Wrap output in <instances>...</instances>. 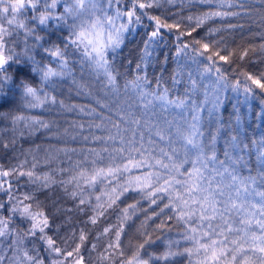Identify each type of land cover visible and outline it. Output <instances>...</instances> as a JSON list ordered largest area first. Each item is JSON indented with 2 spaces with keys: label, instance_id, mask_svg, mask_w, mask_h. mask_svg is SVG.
I'll return each instance as SVG.
<instances>
[{
  "label": "snow or ice",
  "instance_id": "1",
  "mask_svg": "<svg viewBox=\"0 0 264 264\" xmlns=\"http://www.w3.org/2000/svg\"><path fill=\"white\" fill-rule=\"evenodd\" d=\"M197 2L209 5V10L188 16L187 20L194 22V26L186 33H179V23H161L159 16H148L143 11L160 7V0H0V123L7 124L0 127V148L7 151L10 143L14 147L19 138H25L26 131L30 136L55 126V122L12 113L11 105L19 93L22 106L29 109L58 104L66 112L93 117L87 124L74 120L62 133L53 135L55 138L67 136L73 141L81 136L85 143L91 141L102 147L59 151L87 152L95 157L106 154L112 161L106 167H95L94 159L90 162L93 167L85 168L83 165L88 162L85 157L76 162L79 171L67 180L56 178L64 169L36 173L38 162L30 170H23L26 160L8 169L0 165V193L3 194L0 264H85L81 249L85 248L89 255L97 249L96 243L88 241L85 228L95 225L97 217H103L130 191L136 192L139 199L120 209L116 225L103 229L100 235L111 231L114 239L99 254L100 260L115 257L119 264H172L178 256L195 255V264H264V136L248 135L247 116L240 112L239 101L227 118L222 115L221 110L226 109L220 93L227 84L221 85L225 77L215 65L217 59L227 61L228 57L221 55L215 46L210 48L209 43L193 38L191 43L181 42L176 56L183 55L198 66L200 58L212 63L203 64L199 78H194L191 71L185 73L180 66L173 69L169 76L173 87L182 83L185 74L188 77V87L182 96L170 95L163 73L154 80L148 77L163 29H176L178 41L185 34L192 37L208 20L241 15L240 11L231 9H245L247 0H189V3ZM145 16L154 22L153 30L143 43L135 75L125 78L121 85L118 81L122 73L116 66L118 50L124 43L125 33L131 26L142 24ZM212 31L215 29L209 34ZM69 47L79 50L90 69L98 78L103 75L105 87L110 88L111 99L104 102L96 99L101 111L95 107L66 105L45 91L44 85L50 84L53 78L71 75ZM45 58L48 63L44 62ZM51 61L56 62V68ZM160 63L166 65L168 58L164 57ZM213 71L217 73L216 80L203 83L204 74ZM36 75L39 87L34 86ZM245 81L242 86L237 81L232 89L242 88L245 102L250 96L264 97V73L259 77L246 75ZM260 104L264 106V99H260ZM204 113L209 121L207 131ZM257 118L264 120V111ZM86 128L88 135H82ZM92 129L107 135H95ZM6 132L11 133L10 141L4 139ZM253 146L258 152L255 157ZM254 162L258 167L253 166ZM22 177L31 186L27 190L19 183ZM98 185H104L106 190L95 196L94 203L84 193ZM57 188L76 202L77 212L86 213L90 209L95 213L79 222L84 227H74L64 235L61 228L71 223V217L65 216L57 223L58 216L73 209L60 204L55 197ZM40 194H44L43 200ZM163 200L167 202L150 215L140 206L141 201H147L152 207ZM166 209L173 213L166 220L182 223L184 239L193 246L182 252L173 251L177 242H169L163 253H148L146 246L155 241L146 225ZM138 212L145 213L140 233L143 241L129 244L131 254L126 256L121 237L125 225ZM166 227L163 220L156 225L157 230ZM95 239L98 241L100 236ZM112 264L116 261L112 260Z\"/></svg>",
  "mask_w": 264,
  "mask_h": 264
},
{
  "label": "trees",
  "instance_id": "2",
  "mask_svg": "<svg viewBox=\"0 0 264 264\" xmlns=\"http://www.w3.org/2000/svg\"><path fill=\"white\" fill-rule=\"evenodd\" d=\"M209 10V5L200 3H189V0H176L175 3H168L167 0H160V7H153L145 9L148 16H159L161 23L174 24L179 23L181 25L179 33H186L187 30L194 26V22L187 20V17L197 16L204 11ZM232 11H240L241 15L235 17H229L225 19L215 18L206 21L203 26L193 32L192 37L186 34L181 36L180 41L176 39L178 32L176 29L168 30L163 29L162 39L158 41L152 59V64L148 68L149 79L154 80L156 77L163 73V79L170 88V95L174 98L176 95H183L185 88L188 87V77L185 74L182 78V83L175 87L172 86L169 76L172 74L173 69L178 66L187 73L191 71L194 78H199L203 72V64H211L210 61H204L200 58L201 64L198 66L193 63L185 56L177 57L176 50L180 46L181 42L191 43L192 39H199L202 43H209L210 48L215 46L220 51L221 55L227 56V61L216 60V67L220 69L225 77V81H221V85L226 82L227 88L221 91V96L224 99L225 109L221 110L222 115L227 118L228 114L232 111V106L236 105L239 101L240 112L247 116L246 127L248 129L249 136H255L260 138L264 136V120H260L257 117L261 111H264V106L260 104V99L264 97L252 98L249 97L248 101L245 102V96L242 91H233V86L237 81H240L241 86L246 82L245 76L252 75L259 77L261 73H264V0H247L245 9L234 8ZM143 23L133 25L129 28V31L125 33L124 43L118 50V56L116 58V66L119 68L122 76L119 77V83L122 85L125 78H132L135 75V64L138 61L140 54L142 53L143 43L146 36L153 30L154 22L149 20L147 16L142 17ZM233 26V27H230ZM215 29L209 34L210 30ZM67 31V30H65ZM43 34V33H41ZM55 39V36L52 37ZM31 42V41H30ZM17 48V51H20ZM69 67L71 68V75L63 78H53L50 84L44 85L45 91L50 95H54L58 100H63L66 105H80L84 107H95L97 111H101L99 106L96 104V99H100L104 102L111 99V90L106 88L104 85V77L100 75L99 78L90 69L88 62L83 60L82 54L79 50H74L69 47ZM246 53V54H245ZM110 56L112 53L109 54ZM164 57L168 58V63L162 65L160 61ZM37 56V59H40ZM216 59V58H214ZM45 63L49 60L45 58ZM131 62V63H130ZM52 67L56 68L57 64L55 61H51ZM217 73H205L203 83L208 84L211 81H215ZM75 81V82H74ZM250 83V81H247ZM34 86L39 87V76L36 75ZM253 87H255L253 85ZM124 90L121 87V97L123 98ZM202 99V96L199 97ZM210 107V105L208 106ZM11 112L15 114H22L25 116H35L42 120L55 122V126L51 130L40 129L35 131L32 135H28L25 132V138H19L13 147L10 143L9 150L5 151L0 148V165H3L5 169H8L14 165H17L23 161V170H30L33 163H37L34 171L38 174L45 172H55L57 169H64L63 173L57 174V179H69L71 175H75L79 171L75 167L76 162L83 160L87 157V163L83 165L85 168H91V160H96L95 167H106L111 160L107 158L106 154H102L101 157H95L89 155L87 152L77 151L68 153L59 151L60 149H87L97 148L99 150L102 145L99 143H92L91 141L85 143L81 136H77L76 140L73 141L67 136H61L55 138L54 133L63 132V129L68 127L72 121H80L85 124L89 122L93 117H89L78 112H66L57 105H45L44 108H33L29 109L22 106V102L19 99V93H17L15 103L11 105ZM204 116L205 130H208L209 121L207 119V113ZM99 123V119L96 120ZM214 126V121H212ZM7 126L6 122L0 123V127ZM22 127V125H21ZM71 131V129H70ZM95 135H107L106 132H102L96 129L91 130ZM82 135H88L87 128L84 130ZM11 133L6 132L4 139L10 141ZM223 139L221 137L220 147H223ZM258 155L255 146H253V157ZM35 156L36 160H33ZM222 158V157H221ZM47 161V162H46ZM119 162V161H117ZM254 167H258V164L254 162ZM247 175V170L244 171ZM255 174V173H253ZM11 179V177H9ZM19 183L25 185V190L28 187L25 178H21ZM71 190V185H69ZM104 185H98L96 189H86L84 195H90L95 203V196L101 195L102 191H105ZM55 197L59 198L60 204L64 208L73 209L72 212L60 213L57 219V223L61 222L65 216L71 217V223L61 228V234H66L67 230L72 228L84 227L79 222L87 220L89 216L95 215L90 209L86 213H79L75 210L76 202L68 198L59 188L55 190ZM39 198L44 199V194H40ZM0 199H3V194L0 193ZM105 198L102 196L101 200ZM139 199V195L136 192H128L125 194L116 205H113L103 217H97V223L95 225L89 224L85 228L88 233V241L97 244V249L91 251L89 255L85 248L81 251L85 253V264H112V260L119 264L118 258L113 257L110 259H99V254L104 251L106 244L110 239H114L112 232L110 231L107 235H100L105 227L116 225L118 223L117 217L120 214V209L135 202ZM166 200L159 201L158 205L149 207L147 201H141V207L147 209V214H151L153 211H159V208L166 203ZM167 215H173L169 210H165L164 214L155 217L153 220L148 221L146 229L152 234V238L155 241L151 245L146 246L148 253H154L159 255L167 250L169 242H177L176 246L173 247V251H183L184 248L192 247V243L184 239L185 227L182 223H178L176 219L166 220ZM145 218L144 212H138L136 217H133L125 225L124 234L121 237V245L125 249V254H131V248L129 244L135 245L143 241V236L140 234L141 223ZM165 221L167 227L165 229H156V225L161 221ZM18 223V222H17ZM237 225H233L236 227ZM139 230V231H138ZM100 236L97 241L96 236ZM87 243L85 247H87ZM31 247V245H28ZM111 251V250H110ZM195 264L196 256L193 255L189 258L186 255L178 256L172 264ZM163 264V262H158Z\"/></svg>",
  "mask_w": 264,
  "mask_h": 264
}]
</instances>
